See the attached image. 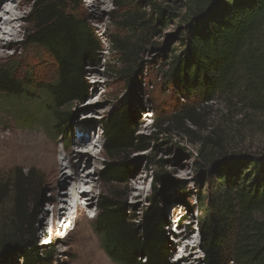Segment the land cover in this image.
Masks as SVG:
<instances>
[{"label": "trees", "instance_id": "16d2710c", "mask_svg": "<svg viewBox=\"0 0 264 264\" xmlns=\"http://www.w3.org/2000/svg\"><path fill=\"white\" fill-rule=\"evenodd\" d=\"M130 1L135 3V12L126 20H134V16L142 19L140 12L146 2L151 15L152 10L157 11V20L163 22L165 11L155 3L126 0ZM185 8L181 47L170 49L171 56L166 57L161 69V78L184 101H179L177 111L170 116L152 109L156 121L153 135L140 134L132 109L140 104L132 90L142 70L135 53L142 43L133 46L111 37L124 66L115 69L116 73L131 92L119 111L101 122L106 159L102 180L106 185L128 182L129 153L148 150L164 125L176 123L186 128L188 122L197 124L200 106L206 107L218 98L242 96L252 111L264 113V0H185ZM81 9V0H35L31 6L26 20L31 27L21 44L35 47L50 58L54 69L49 78L40 80V72L28 68L21 71L15 61L0 64V97L29 99L27 96L35 93L45 94L46 107L55 115L59 136L70 126V117L62 113L64 108L85 99V63L100 62L99 53L103 51L101 39ZM141 23L142 20L134 26ZM143 30L138 29L139 33ZM9 50H15L14 46L10 44ZM196 143L197 157L210 166V184L196 223L205 264H264V153L230 154L222 138L217 141L210 135L199 137ZM24 179L21 173L0 183V210L9 196L14 202L9 222L15 231L6 232L4 243L17 252L19 264H52L54 238L50 245L40 247L33 231L27 232L25 238L16 236L26 212ZM165 179L166 172L154 173L150 206L141 217L130 211L126 197L119 191L101 197L92 227L115 264H168L169 234H176L166 230L167 219L161 206L162 191L158 186ZM177 184L185 190L180 181Z\"/></svg>", "mask_w": 264, "mask_h": 264}, {"label": "rangeland", "instance_id": "374dc122", "mask_svg": "<svg viewBox=\"0 0 264 264\" xmlns=\"http://www.w3.org/2000/svg\"><path fill=\"white\" fill-rule=\"evenodd\" d=\"M34 1L25 0L23 4L21 10L23 19L20 22L22 28L18 36L15 39L4 38L5 47H0V64L15 61L21 65V71L28 68V71L40 72L38 77L41 80L43 77H50L49 73L54 69L52 61L43 51L21 44L24 34L31 27L26 20ZM81 1V12L95 28L103 43V51L99 53L100 62L85 63L84 79L87 84L85 99L71 103L62 111L70 117L67 132L62 136L57 135L56 118L46 107L48 101L45 94L35 93V96H27L29 99L0 97V142L8 144L18 153L29 155L28 137H21L20 134L8 135L5 132L10 129L38 131L42 135L40 137L45 140L46 150L47 145H50L56 154L54 155L56 162L54 160L37 161L28 156L25 162H15L12 165L0 161V183L18 177L21 173L25 178L22 188L26 198V212L23 226L17 231L16 236L25 238L27 232L33 231L40 247H46L50 245V242L43 244L47 240L44 236L46 229H43L44 219L38 214V210L43 209L46 217L53 205L55 213L56 197L52 194L53 191L62 192L69 189V183L64 184L61 178L51 184L49 173L52 166L56 165L60 168L57 158L63 157L67 147L80 148L75 144V141L78 142L79 132L87 133L90 143L93 144L97 139V133L101 130L99 127L101 122L116 114L125 96L131 92L125 85V81L116 73L115 69L121 70L124 66L120 62L121 54L113 45L111 37L126 41L133 46L140 41L142 43V46H138L135 50L136 58L142 64V70L137 74L136 87L132 90L134 99L140 101V104L132 108L133 116L138 120L140 134L153 135L154 133L153 125L156 121L152 109L163 110L165 115L170 116L177 111L179 101H184L161 78V69L166 57L169 59L171 56L168 53L170 49L181 47L179 37L183 36L186 28L185 0H149L165 11L163 22L157 20V11L152 10L153 15H151V8L145 5L146 2L140 12L143 14L142 19L134 16V20H126V17L129 19V16L135 12L134 1ZM140 20H142L141 25L134 26ZM141 27L145 28L143 33L138 31ZM10 44L15 50H9ZM37 58H41L40 61H37ZM97 79L100 80L101 88L95 90L94 85ZM242 87L243 85H240L239 89L241 90ZM243 100L242 96H233L231 100L218 98L206 107L200 106L198 123L188 122L186 128L176 123L164 125L163 130L158 132L159 135H155L157 140L150 144L148 150L129 153L128 162L131 167L129 173L131 174L128 182L106 185L102 180V171L106 164L105 152L98 151L96 146H92L93 153L101 162L96 176L98 182V187L95 189L96 205L82 213L84 205H80L76 210L74 203L77 201L72 203L70 196L66 198L67 203L73 208L68 207L66 214L60 215V228L58 227L54 234V243L51 247L52 264H115L104 252L92 227L101 197L119 191L123 197H126L130 211L141 217L150 206L152 177L159 171L166 172V179L158 186L162 191L161 206L167 219L166 230L176 234L175 236L169 234L168 264H191V261L179 258L183 255V247L176 244V241L181 239L176 233L178 226L176 224L179 219V225L184 227L182 234L184 238L192 236L196 241L194 261L196 264H205V255L200 247L201 237L196 223L201 218V201L204 200L210 184L208 179L210 166L197 157L199 144L196 141L199 137L210 135L217 141L222 138L224 147L230 154L257 156L263 154L264 113L252 111ZM89 106H95L98 110L93 114L94 119H91V125L88 124L85 116L88 113L85 110ZM148 114H150L149 117H147ZM188 129L194 133L189 132ZM101 142L103 144L104 137L101 138ZM35 148L32 146L31 151ZM46 154L48 155L47 152ZM155 163L157 164L154 165ZM62 164L66 166L65 161H62ZM93 167L92 163L87 169L93 170ZM179 181L183 187H186L184 192L177 184ZM137 199H141L139 204H136ZM13 209V197L9 196L0 210V264L20 263L17 252L12 251L4 243L6 232L14 230L9 222ZM71 218L74 223L69 228L68 234L66 226L70 224ZM173 246H176V250H173Z\"/></svg>", "mask_w": 264, "mask_h": 264}, {"label": "bare ground", "instance_id": "6f19581e", "mask_svg": "<svg viewBox=\"0 0 264 264\" xmlns=\"http://www.w3.org/2000/svg\"><path fill=\"white\" fill-rule=\"evenodd\" d=\"M25 0H0V47H5V37H11V39H15L19 32L21 31V24L20 22L23 19L22 9L23 4ZM100 80L97 79L96 84L94 85L95 90L101 88ZM87 113L86 119L89 122L88 124H92V120L94 119V115L98 110L95 108V106H89L85 110ZM150 114L147 115L149 117ZM88 125V126H89ZM8 135H14V134H20L21 137H28L29 141V155L18 153L14 148L9 146L8 144H5L3 142H0V161L12 165L15 162H25L26 156L33 160L37 161H55V151L54 149L49 145H47L48 149L46 150L45 146V140L40 137L42 136L38 131H21V130H14L10 129L8 132H5ZM79 135L77 138L78 142L75 141V144L80 147L79 149H75L73 147H67L66 151L63 154V157H56L58 160V164L60 165V168L56 165L52 166L51 171L49 173V180L51 184H54L57 180L60 178L63 179V183H69V189L64 190L62 192H55L53 191V195H55L56 199L54 201V208L55 213L54 216L57 217L59 220L58 227L60 228V215L66 214V211L68 210V207H71L67 201L66 198L70 196L72 199V203L74 201H78V204H80V201L82 199L85 200V202H81L80 205H84L82 209V213L86 212L88 209H90L92 206L96 205L95 202V189L98 187V182L96 180V176L99 173L100 167L99 163L101 162L96 158L97 156L95 153H93L94 143H90V137L88 134H77ZM70 145V144H69ZM91 145V146H90ZM35 146L36 148L31 151V147ZM63 146L65 144L63 143ZM66 147V146H65ZM48 153V155L46 154ZM62 161L66 162L65 164H62ZM94 165L93 170L87 169L89 165ZM87 169V170H86ZM82 187H85L84 189ZM52 195V196H53ZM141 199H137V203L139 204ZM53 207V205H52ZM79 206H77L78 208ZM73 208V207H71ZM43 209L39 208L38 214L42 215V219L45 218V212L42 211ZM44 217V218H43ZM183 218V217H181ZM53 220L55 218L53 217ZM71 222L69 225L66 226L67 230L66 233H70L69 228L74 223L73 218L70 219ZM47 230L50 226V220L48 218L47 220ZM67 221V220H66ZM65 221V223H66ZM180 221V220H178ZM69 226V227H68ZM62 227V226H61ZM45 229V228H43ZM54 229V226H53ZM62 229V228H61ZM187 233H185L186 235ZM54 235L53 233L50 236V239H53ZM51 239V240H52ZM50 242V241H49ZM49 242H43V244L49 243ZM196 241H194V238L192 236L185 237L184 239H178L176 241V244L183 247V255L179 256L182 257L184 260L191 261V264H196V261H194L193 258L196 256L194 255V245ZM176 250V246H173V250Z\"/></svg>", "mask_w": 264, "mask_h": 264}, {"label": "water", "instance_id": "95a60500", "mask_svg": "<svg viewBox=\"0 0 264 264\" xmlns=\"http://www.w3.org/2000/svg\"><path fill=\"white\" fill-rule=\"evenodd\" d=\"M42 222H43V226H44L45 221L43 220Z\"/></svg>", "mask_w": 264, "mask_h": 264}]
</instances>
